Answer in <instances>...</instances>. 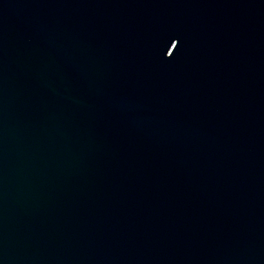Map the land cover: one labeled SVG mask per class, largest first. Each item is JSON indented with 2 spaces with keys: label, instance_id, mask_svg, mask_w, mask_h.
Wrapping results in <instances>:
<instances>
[{
  "label": "water",
  "instance_id": "obj_1",
  "mask_svg": "<svg viewBox=\"0 0 264 264\" xmlns=\"http://www.w3.org/2000/svg\"><path fill=\"white\" fill-rule=\"evenodd\" d=\"M0 264H264V0H0Z\"/></svg>",
  "mask_w": 264,
  "mask_h": 264
}]
</instances>
